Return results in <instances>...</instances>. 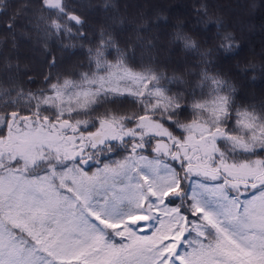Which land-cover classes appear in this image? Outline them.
I'll return each mask as SVG.
<instances>
[{"label":"snow or ice","instance_id":"6c2138e0","mask_svg":"<svg viewBox=\"0 0 264 264\" xmlns=\"http://www.w3.org/2000/svg\"><path fill=\"white\" fill-rule=\"evenodd\" d=\"M5 16L13 44L88 39L71 0H0ZM129 61L102 30L87 70L0 89V264H264V105L207 69L186 95Z\"/></svg>","mask_w":264,"mask_h":264},{"label":"trees","instance_id":"16d2710c","mask_svg":"<svg viewBox=\"0 0 264 264\" xmlns=\"http://www.w3.org/2000/svg\"><path fill=\"white\" fill-rule=\"evenodd\" d=\"M24 0H12L13 7ZM85 21L87 40L65 39L61 42L42 39L35 27L18 29L13 39L4 27L7 16L0 18V89L18 87L36 91L44 87L46 73L87 70V49L94 47L103 30L111 34L117 46L139 68L150 65L167 78H175L173 92L190 90L199 80L202 69L219 75L235 88L237 103L264 105V0H71ZM207 6L212 23L200 6ZM220 20L219 30L215 23ZM39 23L33 21V24ZM23 31L21 35L20 32ZM177 31L196 42V49H186L174 39ZM231 32L238 47L224 51L222 37ZM208 52V56L201 55ZM54 56L57 67H48ZM115 50L108 59L115 60ZM207 61V62H206ZM84 66V67H81ZM254 66V67H252ZM114 107V105H108ZM129 108L131 105H121ZM119 158V157H117Z\"/></svg>","mask_w":264,"mask_h":264}]
</instances>
